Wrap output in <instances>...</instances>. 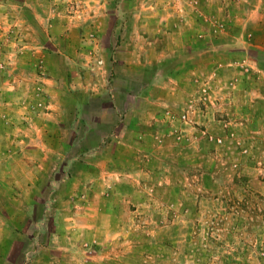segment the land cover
Listing matches in <instances>:
<instances>
[{"label":"crops","instance_id":"1","mask_svg":"<svg viewBox=\"0 0 264 264\" xmlns=\"http://www.w3.org/2000/svg\"><path fill=\"white\" fill-rule=\"evenodd\" d=\"M252 28L264 44V0L1 1L0 264L72 252L91 198L132 175L121 153L141 159L188 50L253 44Z\"/></svg>","mask_w":264,"mask_h":264},{"label":"rangeland","instance_id":"2","mask_svg":"<svg viewBox=\"0 0 264 264\" xmlns=\"http://www.w3.org/2000/svg\"><path fill=\"white\" fill-rule=\"evenodd\" d=\"M252 30L253 44L188 50L141 159L121 153L132 175L91 198L72 252L34 264H264V44Z\"/></svg>","mask_w":264,"mask_h":264},{"label":"built area","instance_id":"3","mask_svg":"<svg viewBox=\"0 0 264 264\" xmlns=\"http://www.w3.org/2000/svg\"><path fill=\"white\" fill-rule=\"evenodd\" d=\"M6 35H7V39L6 41L9 40H13V41H16L18 42V34L16 32V30L12 27H9L6 31ZM3 68V63L1 61V54H0V70ZM185 118V117H184Z\"/></svg>","mask_w":264,"mask_h":264}]
</instances>
